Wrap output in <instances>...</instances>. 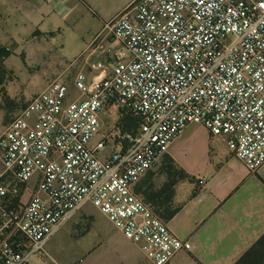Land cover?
Listing matches in <instances>:
<instances>
[{
    "label": "built area",
    "instance_id": "1",
    "mask_svg": "<svg viewBox=\"0 0 264 264\" xmlns=\"http://www.w3.org/2000/svg\"><path fill=\"white\" fill-rule=\"evenodd\" d=\"M77 63L92 73L74 79L79 101L60 76L0 131V264L48 258L46 242L88 204L151 264H170L192 244L135 187L190 124L225 137L251 173L263 167L264 0H135ZM112 108L118 133L96 139Z\"/></svg>",
    "mask_w": 264,
    "mask_h": 264
},
{
    "label": "crops",
    "instance_id": "2",
    "mask_svg": "<svg viewBox=\"0 0 264 264\" xmlns=\"http://www.w3.org/2000/svg\"><path fill=\"white\" fill-rule=\"evenodd\" d=\"M134 2L0 0V45L12 50L3 62L11 72L3 88L14 106L28 104L60 76L71 85L69 100L79 101L74 79L79 71L89 78L92 73L89 66L77 63L78 58L95 35ZM105 47H111L106 40ZM111 55L90 59L96 62ZM9 115L0 93V120ZM101 120L96 139L118 133L120 115L116 109L102 112ZM170 164L185 177L170 176ZM170 181H174L171 205L175 213L165 222L177 238L192 244L191 251L180 252L170 264H237L253 248L245 264H264V241L259 245L264 237V165L251 173L231 154L225 137L212 136L203 125L190 124L173 141L158 168L141 179L135 192L146 201L147 195L161 192ZM35 188L32 180L28 189ZM84 208L74 216V221L79 220L82 245L73 264H151L140 246L126 239L105 215H87ZM73 225L67 222L46 242L49 257V250L55 247L53 239Z\"/></svg>",
    "mask_w": 264,
    "mask_h": 264
},
{
    "label": "trees",
    "instance_id": "3",
    "mask_svg": "<svg viewBox=\"0 0 264 264\" xmlns=\"http://www.w3.org/2000/svg\"><path fill=\"white\" fill-rule=\"evenodd\" d=\"M11 55H12L11 49L0 45V93L3 95L4 108L6 111L8 110L7 109L8 106H11L14 104V102L9 98L5 89L3 88L5 83L9 79H11V72H9L5 68L3 62L6 58H8ZM133 127H134V130H132ZM138 127L139 126H138L137 121L130 116H126L121 121V130H122L123 135L129 134L131 135V137H134L137 133ZM167 170L170 176H174L176 178L185 177L184 174L180 172H176L173 165L171 164L168 166ZM173 186H174V181H170L164 186L161 192H158V193L153 192L147 195L146 197V202L151 204L155 208L157 214L165 221L170 219L175 213V210L173 209L171 205L172 197H173ZM262 241H264V237L259 242V245L262 243ZM253 250L254 248L250 250L237 264H245L248 261V258L251 256Z\"/></svg>",
    "mask_w": 264,
    "mask_h": 264
},
{
    "label": "rangeland",
    "instance_id": "4",
    "mask_svg": "<svg viewBox=\"0 0 264 264\" xmlns=\"http://www.w3.org/2000/svg\"><path fill=\"white\" fill-rule=\"evenodd\" d=\"M27 106L26 103L20 104L18 107L11 105L8 106L7 112L10 113L7 120H0V131L11 121V119L23 108ZM134 130V127L132 128ZM131 130V131H132ZM130 143L129 139L124 141L125 145ZM27 198V197H26ZM26 200V199H25ZM82 211V210H81ZM84 213L87 215H97L100 212L97 208L93 205L88 204L84 208ZM79 218V217H78ZM69 222H73L74 225L72 227L67 226L60 235L56 236L53 239L54 248L49 250L50 257L48 258H40L41 261H32V264H73L74 259L79 258V248H81V241H79V220L74 221V218ZM88 223L85 225L84 228H87ZM52 257V258H51Z\"/></svg>",
    "mask_w": 264,
    "mask_h": 264
}]
</instances>
